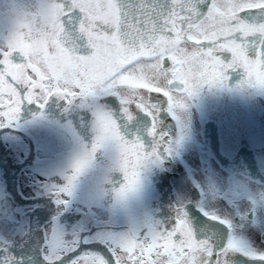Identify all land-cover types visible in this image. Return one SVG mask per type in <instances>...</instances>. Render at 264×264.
Returning a JSON list of instances; mask_svg holds the SVG:
<instances>
[{
	"label": "snow or ice",
	"instance_id": "6c2138e0",
	"mask_svg": "<svg viewBox=\"0 0 264 264\" xmlns=\"http://www.w3.org/2000/svg\"><path fill=\"white\" fill-rule=\"evenodd\" d=\"M7 23L0 127L14 126L25 104L56 98L91 111L95 139L63 183L50 182L55 214L0 244V264H232L235 255L264 264V251L230 219L180 204L170 220L121 234L62 223L98 151L114 156L125 181L115 198L125 203L141 170L172 154L160 127L165 112L179 121L185 96L226 87L240 70L238 89L264 91V0H13ZM215 226L230 232L220 248Z\"/></svg>",
	"mask_w": 264,
	"mask_h": 264
},
{
	"label": "flooded vegetation",
	"instance_id": "af4514ba",
	"mask_svg": "<svg viewBox=\"0 0 264 264\" xmlns=\"http://www.w3.org/2000/svg\"><path fill=\"white\" fill-rule=\"evenodd\" d=\"M12 5L13 0H0V43L8 33ZM244 79L242 70L232 72L226 87L205 85L195 95L185 96L179 121L164 113L160 127L167 133L172 154L163 157L162 166L141 170L138 191L125 203L115 198L125 181L114 166V156L98 151L80 179L71 219L65 216L62 223L90 225L97 234H121L147 221L170 220L180 204L230 219L237 234L264 251V91L238 89ZM17 119L14 126L0 127V222L14 226L10 238L0 234V244L22 236L30 214L39 213L45 224L51 219L55 206L47 196L50 182L55 178L63 183L64 174L95 139L91 111L56 98L43 107L25 104ZM7 177L11 182L17 179L27 204L14 203ZM229 234L224 226L214 227L218 248L226 245ZM232 264L261 262L235 255Z\"/></svg>",
	"mask_w": 264,
	"mask_h": 264
},
{
	"label": "water",
	"instance_id": "95a60500",
	"mask_svg": "<svg viewBox=\"0 0 264 264\" xmlns=\"http://www.w3.org/2000/svg\"><path fill=\"white\" fill-rule=\"evenodd\" d=\"M7 185H8V193L12 196V200L14 201V203L18 204H27L28 200H25L23 198V196L20 194L19 190H18V183H17V179L16 181L14 180V182H11V180L13 181V179L11 177H7ZM41 216L39 215H32L30 214V223L28 226L27 231L22 235L25 236L29 233V231L31 230V232H35L36 226L37 224L40 222Z\"/></svg>",
	"mask_w": 264,
	"mask_h": 264
},
{
	"label": "rangeland",
	"instance_id": "374dc122",
	"mask_svg": "<svg viewBox=\"0 0 264 264\" xmlns=\"http://www.w3.org/2000/svg\"><path fill=\"white\" fill-rule=\"evenodd\" d=\"M232 99H233V97L230 94L228 96V104L229 105L231 104L230 102L232 101ZM234 99H235V97H234ZM220 100L223 101L222 99H220ZM224 104L226 105L227 103H224ZM221 105H223V104H221ZM236 106H240L239 107L240 111L243 110V107L241 105H239L238 103H237ZM0 217H2V214H0ZM4 218H5V216H4ZM5 219H7V218H5ZM12 233H14L13 224L8 225L6 222L5 223L4 222H0V234H2V238H4V239L7 238V237L10 238V236H12Z\"/></svg>",
	"mask_w": 264,
	"mask_h": 264
}]
</instances>
